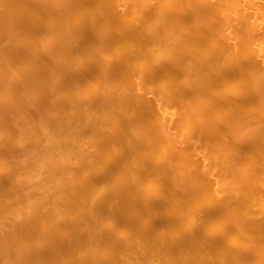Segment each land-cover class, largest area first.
Returning <instances> with one entry per match:
<instances>
[{
  "label": "bare ground",
  "instance_id": "bare-ground-1",
  "mask_svg": "<svg viewBox=\"0 0 264 264\" xmlns=\"http://www.w3.org/2000/svg\"><path fill=\"white\" fill-rule=\"evenodd\" d=\"M0 264H264V0H0Z\"/></svg>",
  "mask_w": 264,
  "mask_h": 264
}]
</instances>
